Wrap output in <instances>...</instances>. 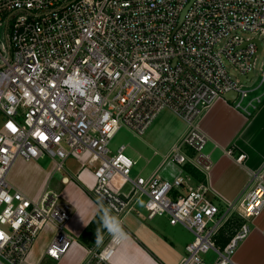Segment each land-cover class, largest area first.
<instances>
[{"label":"built area","instance_id":"1","mask_svg":"<svg viewBox=\"0 0 264 264\" xmlns=\"http://www.w3.org/2000/svg\"><path fill=\"white\" fill-rule=\"evenodd\" d=\"M262 37L264 0H0V264H30L49 226L54 236L45 256L59 261L76 243L69 230L73 207L61 192L48 185L33 199L9 182L17 160L45 157L54 162V175L66 173L71 157L91 169L89 194L109 214L108 241L89 250L82 264H112L131 236L125 220L132 213L167 217L192 232L180 264H236L249 221L264 210V170L253 175L239 204L244 222L220 246L235 204L224 214L210 197L214 162L199 121L230 92L238 93L235 107L246 111L251 93L264 88V69L258 87L245 88L264 52ZM263 97L248 107L257 108ZM166 109L187 129L164 161L190 172L174 180L160 174L132 179L137 162L127 145L112 149V141L122 128L143 137ZM192 171L205 182L192 184ZM142 199L144 213L136 208Z\"/></svg>","mask_w":264,"mask_h":264},{"label":"crops","instance_id":"2","mask_svg":"<svg viewBox=\"0 0 264 264\" xmlns=\"http://www.w3.org/2000/svg\"><path fill=\"white\" fill-rule=\"evenodd\" d=\"M263 93L264 88L262 93L255 96H261ZM255 96H251L245 102L248 108L246 111L236 108L233 101L221 98L199 121L200 129L210 139L206 152L211 155L214 162L209 177L213 189L210 197L224 214L229 204H235L229 214V221L218 236L220 246L226 245L244 222L239 204L251 189L253 175L264 170V97L262 104L252 109L248 106ZM186 129L187 124L181 117L170 109L164 110L143 136L145 148L148 152L151 151L152 155L143 157L137 149H132L129 155L136 162L142 157L147 161L145 167L138 171V176L151 177L160 174L164 179L171 180L162 173L169 163L164 161V157ZM229 151H232V154H229ZM158 156L162 157L160 162L146 173L149 170L148 165H151ZM240 156H243L242 161L239 160ZM76 160L80 164L77 172L70 170L66 165L68 160L66 161V173L69 174L66 176L69 182L65 184L61 182L56 190L61 192L64 200L73 207L74 214L69 223V230L75 235L76 243L59 261L45 256V251L54 236V229L49 226L40 234L30 254V264H82L89 250L99 249L108 241L111 233L109 219L106 227L102 219L104 212L89 194L95 184L93 171L88 167L83 168L81 161ZM54 169L53 161L44 168L39 161L28 162L19 159L9 174V182L16 189L37 199L47 186L51 185ZM181 169L182 174L177 177L190 172L187 167ZM192 172L195 177L192 184L205 182V177ZM34 175L39 178L35 179ZM183 190L180 193L186 194V189ZM140 202L136 208L144 213V204L141 207ZM128 216L135 218L137 225L128 227L127 224L126 229L131 236L117 249L112 264H172L174 259L176 261L179 259L176 264H180L186 254V246L194 239L192 232L181 225H171L167 217L149 220L144 215L139 217L137 213ZM249 225L251 232L241 242L234 261L236 264H264V210L259 216L251 219Z\"/></svg>","mask_w":264,"mask_h":264},{"label":"rangeland","instance_id":"3","mask_svg":"<svg viewBox=\"0 0 264 264\" xmlns=\"http://www.w3.org/2000/svg\"><path fill=\"white\" fill-rule=\"evenodd\" d=\"M240 35L242 37H251V35L248 34V33H240ZM262 41H263V44H264V37H262ZM262 69H264V52L261 55H259L258 58H257V63H256V68H255L256 76L253 79V81L245 83V88L246 89H254V88L258 87V85L260 84V82L262 80L261 79V71H262ZM228 70H229L230 74L232 75V77L234 78V80H237L238 79L237 77L239 75L238 71H236L232 66H229ZM260 93H262V88L257 90V91H255V92H253V93H251L250 96H255L256 94H260ZM2 119L3 118L1 117V114H0V124L2 123ZM143 138L144 137H142V136L134 134L128 128H122L116 134V136L114 137V139L112 141V144H111V148L115 149L116 147H118V146H120L122 144H125V145L128 146V149H127V154L128 155H131L132 149H137L143 154V157H145L146 155L151 156L152 152L151 151L148 152L146 150ZM143 157L140 158L139 161H137L138 163H136V165L134 167V170H133V172L131 174V178L132 179H135L138 176V171L145 167L147 161ZM161 158H162L161 156L156 157L155 161H152V164L148 165L147 168L149 170L146 173H148L150 170H152L154 165H156L158 162H160ZM50 161H52V160L49 157H45L44 159H41L39 161V163H40V165L42 167L46 168V167L49 166ZM66 165L73 172H77V169H79V167H80V164L78 163V161L74 157H71L67 161ZM162 173H163V175H165L169 179L174 180L175 177H177V176L182 174V169H181L180 166H177V165L169 162L164 167ZM63 175L69 176V174H67L65 172L64 173L63 172L57 173V174L54 175V177L52 178L53 181H52V183L50 185L51 189L57 190V185L61 184V180H62V176ZM34 178L38 179L39 177L34 175ZM181 191L183 192L184 190L181 189L180 192ZM144 201H145V199H142V201L140 202V206L141 207L144 204ZM143 211H144V209H143ZM165 218L166 217L158 218V220L159 219H165ZM125 223H126V227H127V224H128V227H131L130 225H132V226H136L137 225V222L135 221V218H133L132 216H128L126 218V220H125ZM163 227L165 228V224L163 225ZM207 258L208 259L214 258V255L213 254H209V255H207ZM178 260L176 261L174 259L172 264L178 263Z\"/></svg>","mask_w":264,"mask_h":264},{"label":"water","instance_id":"4","mask_svg":"<svg viewBox=\"0 0 264 264\" xmlns=\"http://www.w3.org/2000/svg\"><path fill=\"white\" fill-rule=\"evenodd\" d=\"M187 10H188V7L183 11L181 17H180V21H179V25L182 23L184 17H185V14L187 13ZM255 43L258 45V48H259V51L262 50V46H261V43H260V40H255ZM253 75V73L250 74V77ZM238 96V93L237 92H230V93H227L225 94L224 98L229 100V101H235L236 98Z\"/></svg>","mask_w":264,"mask_h":264},{"label":"clouds","instance_id":"5","mask_svg":"<svg viewBox=\"0 0 264 264\" xmlns=\"http://www.w3.org/2000/svg\"><path fill=\"white\" fill-rule=\"evenodd\" d=\"M102 219H104L105 222V226H108V219H109V214L107 212V210L104 211V216L102 217Z\"/></svg>","mask_w":264,"mask_h":264}]
</instances>
